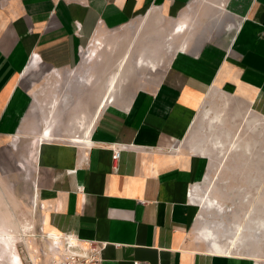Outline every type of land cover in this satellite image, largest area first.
<instances>
[{
  "label": "crops",
  "instance_id": "obj_1",
  "mask_svg": "<svg viewBox=\"0 0 264 264\" xmlns=\"http://www.w3.org/2000/svg\"><path fill=\"white\" fill-rule=\"evenodd\" d=\"M158 8L178 14H167L173 39L186 37L192 17H211L222 33L224 17L238 23L228 40L186 47L188 35L164 66L136 62L78 145L41 142L44 227L104 243L101 264H264L215 252L197 229L190 190L206 155L189 133L211 87L264 114V0H0V136L17 130L29 106L22 73L31 58L69 70L98 26L139 15L144 25Z\"/></svg>",
  "mask_w": 264,
  "mask_h": 264
},
{
  "label": "rangeland",
  "instance_id": "obj_2",
  "mask_svg": "<svg viewBox=\"0 0 264 264\" xmlns=\"http://www.w3.org/2000/svg\"><path fill=\"white\" fill-rule=\"evenodd\" d=\"M158 10L159 17H149L144 25L139 15L122 26L105 30L98 26L91 41L86 39L78 47L79 58L69 70L49 69L35 63L33 58L24 69L22 84L29 92V106L17 130L0 136V232L5 230L16 241L21 261L29 253L38 259L35 251L45 245L46 220L38 169L41 142L78 145L74 140L84 139V128L95 115L101 99L104 103L108 96L106 81L123 56L120 82L134 73L138 59L154 60L155 64L164 66L188 35L192 39L185 40L186 47L199 46L205 40H228L238 23L224 17L223 26L228 31L222 33L218 31L220 27L216 30L213 26L211 17L196 20L192 17L186 37L178 35L173 39L172 20L167 14L173 20L178 14ZM94 37L101 44H97V54L90 59L87 54ZM46 127L51 129V137L40 140L36 150V140ZM189 133L206 155L204 175L191 186L197 228L211 226L219 238L225 239L233 234L235 224L243 222L245 229L252 232L247 231L242 242L248 243L234 248V252L264 258V235L259 241L260 229L256 228L260 218L264 221V114L251 104L211 87L190 124ZM41 176L46 173L42 172ZM205 196L213 197L223 211L201 204L199 197ZM203 202L206 204L207 200ZM251 238L256 241L254 249L247 245ZM9 257L0 241V264H10Z\"/></svg>",
  "mask_w": 264,
  "mask_h": 264
},
{
  "label": "bare ground",
  "instance_id": "obj_3",
  "mask_svg": "<svg viewBox=\"0 0 264 264\" xmlns=\"http://www.w3.org/2000/svg\"><path fill=\"white\" fill-rule=\"evenodd\" d=\"M178 23V22H177ZM180 23V22H179ZM183 26V24H182ZM186 27V26H185ZM184 28V27H183ZM176 29V28H175ZM182 29V28H181ZM183 30V29H182ZM179 31V30H178ZM182 32V31H181ZM96 36V35H95ZM97 44H101V41L99 40V38L97 37H94L93 38V42H92V48L90 49V52L88 51V54H87V58H90V59H93L94 56H96L97 54V50H98V46ZM185 44V43H184ZM183 44V45H184ZM179 48V47H178ZM184 48V47H183ZM84 55V54H83ZM124 60H125V56L122 57V60L120 61L116 71H114L112 73V75H110L106 81V92L105 93H108V96L106 97L105 99V102L103 103V98L101 99L99 105H98V108L96 110V113L95 115L90 119V121L88 122L87 126L84 128V134L87 135L95 121V119L97 118V115L98 113L100 112L101 108L104 106L105 103H107L109 100H112L113 97H114V91H115V88L116 86L119 84L120 80H121V72L122 69H123V66H124ZM140 62H142V59H138ZM137 60V62H139ZM43 133V134H42ZM83 136V135H82ZM39 137H42V138H39ZM51 137V129H49V127H46L44 131L41 132L40 136H38V139L36 140V144H35V148L37 149V146L40 142V140L44 139V138H49ZM83 140V139H82ZM81 139H75L74 141H82ZM221 143V141H219ZM217 144V143H216ZM217 147V146H216ZM199 148V147H198ZM201 150H204L203 147L200 148ZM203 152V151H202ZM192 190V188H191ZM190 190V195H193V192ZM207 200L206 204L203 202V200ZM201 200V204H204L206 207H212L218 211H223L222 209V205L219 204V203H216V200L213 198V197H210V196H205L203 198L199 197V202ZM213 202L216 203V205L213 204ZM225 211V209H224ZM250 215V212H248V215ZM251 217V216H250ZM198 218V216H197ZM261 219V218H260ZM258 220L260 221L259 224L256 223L258 227H256L257 229L259 228V241L260 239H262V236L264 235V221L263 220ZM248 220V219H247ZM246 220V221H247ZM257 220V219H256ZM250 221V220H248ZM252 221V220H251ZM257 221V222H258ZM243 223V222H242ZM242 223H237L235 224L236 227L234 229V232L232 235H228L225 239H222V238H219V235L217 233V230H215L214 228H212L211 226H203L202 229L201 228H197L200 230V232L204 235V236H208V237H211V240H210V244L213 248V250L215 252H219V253H235L234 252V248H237L245 243H248V242H242V238H244L246 235H247V231L245 229V225L242 224ZM255 226V224H254ZM9 227V225H8ZM248 228H252V226L249 224ZM247 228V229H248ZM50 230V229H49ZM252 230V229H251ZM12 231V230H11ZM250 231V230H249ZM248 231V232H249ZM261 231V232H260ZM252 232V231H250ZM45 235H48L47 238H46V241H45V248L47 247V244L53 239H57L60 235V232L55 230V229H51L50 231H45L44 232ZM16 234V233H14ZM202 235V237H203ZM255 236V234H254ZM253 237V236H252ZM0 241H1V244L2 246L4 247V249L6 250V252L10 255V261L11 262H8L10 264H23L22 261H21V258L19 256V254L17 253L16 251V241L10 237L9 233L6 232L5 230L2 229V231L0 232ZM246 239V238H245ZM250 239V238H248ZM252 240H250V243L247 244V245H250L252 247V249L256 248L257 245H254L256 243V241H254L253 238H251ZM258 239V238H257ZM258 241V242H259ZM255 242V243H254ZM208 244V243H207ZM250 248V247H249ZM37 253V250L35 251ZM38 254V253H37ZM34 261H36L37 259L36 258H33L30 253L28 254ZM254 256V255H252ZM9 260V259H8Z\"/></svg>",
  "mask_w": 264,
  "mask_h": 264
},
{
  "label": "built area",
  "instance_id": "obj_4",
  "mask_svg": "<svg viewBox=\"0 0 264 264\" xmlns=\"http://www.w3.org/2000/svg\"><path fill=\"white\" fill-rule=\"evenodd\" d=\"M120 150L119 147L112 149L113 169H116L115 161L120 156ZM47 236L45 235V241ZM103 247L104 243L95 239L60 232L59 237L52 238L46 248L43 246L37 250L38 259L36 261L27 255L22 262L23 264H101ZM134 264H148V262L137 260Z\"/></svg>",
  "mask_w": 264,
  "mask_h": 264
}]
</instances>
